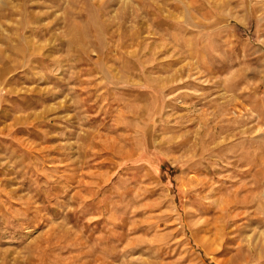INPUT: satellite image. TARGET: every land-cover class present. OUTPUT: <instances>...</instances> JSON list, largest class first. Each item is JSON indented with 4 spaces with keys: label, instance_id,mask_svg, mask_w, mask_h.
<instances>
[{
    "label": "rangeland",
    "instance_id": "rangeland-1",
    "mask_svg": "<svg viewBox=\"0 0 264 264\" xmlns=\"http://www.w3.org/2000/svg\"><path fill=\"white\" fill-rule=\"evenodd\" d=\"M0 264H264V0H0Z\"/></svg>",
    "mask_w": 264,
    "mask_h": 264
}]
</instances>
